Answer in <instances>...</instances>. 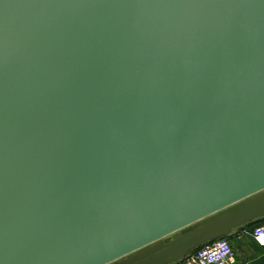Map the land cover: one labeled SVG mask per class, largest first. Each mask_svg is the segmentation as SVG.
I'll use <instances>...</instances> for the list:
<instances>
[{
	"label": "water",
	"instance_id": "obj_1",
	"mask_svg": "<svg viewBox=\"0 0 264 264\" xmlns=\"http://www.w3.org/2000/svg\"><path fill=\"white\" fill-rule=\"evenodd\" d=\"M264 218V0H0V264H177Z\"/></svg>",
	"mask_w": 264,
	"mask_h": 264
},
{
	"label": "built area",
	"instance_id": "obj_2",
	"mask_svg": "<svg viewBox=\"0 0 264 264\" xmlns=\"http://www.w3.org/2000/svg\"><path fill=\"white\" fill-rule=\"evenodd\" d=\"M254 239L264 246V224L252 232ZM183 264H236L234 249L227 238L217 239L189 255Z\"/></svg>",
	"mask_w": 264,
	"mask_h": 264
},
{
	"label": "crops",
	"instance_id": "obj_3",
	"mask_svg": "<svg viewBox=\"0 0 264 264\" xmlns=\"http://www.w3.org/2000/svg\"><path fill=\"white\" fill-rule=\"evenodd\" d=\"M254 226H242L227 237L234 249L236 264H264V246L254 239Z\"/></svg>",
	"mask_w": 264,
	"mask_h": 264
},
{
	"label": "trees",
	"instance_id": "obj_4",
	"mask_svg": "<svg viewBox=\"0 0 264 264\" xmlns=\"http://www.w3.org/2000/svg\"><path fill=\"white\" fill-rule=\"evenodd\" d=\"M251 224H254V225H255L254 228H255L256 226L260 225V224H264V218L258 219V220H256L255 222H252V223L247 224V225H251ZM244 226H245V225H244ZM196 251H197V250H196Z\"/></svg>",
	"mask_w": 264,
	"mask_h": 264
},
{
	"label": "rangeland",
	"instance_id": "obj_5",
	"mask_svg": "<svg viewBox=\"0 0 264 264\" xmlns=\"http://www.w3.org/2000/svg\"><path fill=\"white\" fill-rule=\"evenodd\" d=\"M184 261H185V260H183L182 262H180V263H177V264H183V263H184Z\"/></svg>",
	"mask_w": 264,
	"mask_h": 264
}]
</instances>
